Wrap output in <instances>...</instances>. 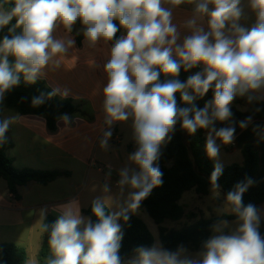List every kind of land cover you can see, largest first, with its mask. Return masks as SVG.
<instances>
[{"label":"clouds","instance_id":"clouds-1","mask_svg":"<svg viewBox=\"0 0 264 264\" xmlns=\"http://www.w3.org/2000/svg\"><path fill=\"white\" fill-rule=\"evenodd\" d=\"M184 4L191 6V15L181 26L173 22V13ZM247 9L255 19L246 26L241 23L248 18L244 0H0V30L15 19L8 34L0 38V102L18 86L21 75L25 82L35 83L45 77L46 69L59 68V57H68L75 48L71 34L79 23L78 34L87 47L101 41L110 45L102 66L107 130L101 147L107 149L115 122L132 121L136 149L118 173L121 191L131 189L124 204L109 211L111 198L97 197L91 204L95 222L82 216L77 200L60 206L55 222L44 224L50 251L45 264H123L119 251L124 234L119 221H127L128 213L163 184L158 163L161 148L171 141L178 123L189 135L208 130L205 151L217 161L210 182L219 189L223 165L217 140L231 144L235 127L217 128L216 123L231 119L230 106L237 95H247L251 102L256 99L252 93H264V0H247ZM181 28L187 34L182 36ZM58 30L63 35L57 36ZM198 66L202 71L186 81L178 79L181 69L187 72ZM161 75L171 78L161 81ZM210 90L212 99L203 108L196 106L195 100ZM177 93L185 107L178 104ZM43 102V96L32 100L34 106ZM17 118L0 121V144ZM61 119L70 121L67 115ZM246 126L247 121L240 122V127ZM253 183L248 177L226 194L225 203L236 217L235 228L228 220L218 219L212 226L214 234L195 253L183 244L170 250L157 242L137 247L127 264H264L259 211L243 203ZM103 191L110 189L105 185ZM216 211L223 215L222 208Z\"/></svg>","mask_w":264,"mask_h":264},{"label":"trees","instance_id":"trees-1","mask_svg":"<svg viewBox=\"0 0 264 264\" xmlns=\"http://www.w3.org/2000/svg\"><path fill=\"white\" fill-rule=\"evenodd\" d=\"M7 6V5H6ZM15 24V19L0 30V38L8 34V29ZM79 23L74 27L73 35L77 46L82 45L84 37L80 32ZM19 31V29H17ZM123 34V30L117 35ZM10 63L14 58L9 57ZM202 71L196 67L185 72L181 69L178 79L186 81L195 72ZM161 75V81L170 79ZM53 90L44 79H38L35 83L25 82L20 76L18 86L5 93L4 99L0 102V121H3L2 113L5 108L14 110L18 115H33L43 118L48 131H57V123L61 117L67 115L72 121L73 118L81 116L93 120L92 111L88 103L84 100H75L70 97H61L58 94L49 95ZM251 102L247 95L239 96L231 104L233 116L229 121L217 122L216 127H235L234 142L238 150L241 151L244 161L242 164H232L223 166V173L219 177L218 184L226 195L234 186L246 178L250 177L254 183L243 195V203L255 205L259 210L264 203V100L256 96ZM43 96L44 102L38 106L32 104L34 97ZM213 93L210 90L203 98L195 100L196 106L203 108L207 101L212 99ZM177 101L181 107H185L180 102L179 93ZM239 106H244L241 110ZM250 118V119H249ZM241 121H247L246 127H240ZM207 129H198L194 135H189L178 123L172 139L161 148V157L158 161L163 172V184L153 188L147 198L141 201L140 209L145 211L158 227L161 245L170 250H175L179 245L189 246L194 251H199L204 241L213 233L212 226L218 219L235 220L234 215H222L210 219L201 218L190 226L181 229L167 228V221L178 222L185 217V210L179 203L182 196L187 191H195L201 197L207 196L210 191V176L216 160L209 159L205 154V134ZM135 144V143H134ZM13 142L9 138V130L5 134V140L0 144V178L6 184L9 192L13 194L15 200L21 198L19 187H25L32 182L41 185H48L68 173L60 171H45L35 169H17L7 152L13 148ZM130 148L128 151H131ZM110 211V209H108ZM84 213L95 222V217L91 212V205L84 210ZM129 219H121L123 239L119 255L122 261L129 259L135 254V249L139 246L151 247L154 245V237L146 223L138 216L128 213ZM56 218L48 216L42 224L43 244L38 252L39 264H45L46 258L50 255L48 247V233L44 229V224L51 225ZM262 236L264 230L259 229ZM28 254L24 247L13 243H3L0 245V264H27Z\"/></svg>","mask_w":264,"mask_h":264},{"label":"crops","instance_id":"crops-1","mask_svg":"<svg viewBox=\"0 0 264 264\" xmlns=\"http://www.w3.org/2000/svg\"><path fill=\"white\" fill-rule=\"evenodd\" d=\"M244 3L248 18L241 23L247 26L254 22L255 17L247 9V0H244ZM190 15L191 6L180 5L173 13V22L182 26L183 21ZM181 33L183 36L187 31L181 28ZM56 35H63V31L58 30ZM71 35L75 39L73 33ZM109 47L110 45L101 41L96 47L90 48L83 40L82 45L77 46L78 52L70 50L68 57L61 55V66L55 70L46 69L45 77L41 78L53 91L59 90L57 94L61 97L86 101L92 111L93 120L78 116L65 123L62 119L57 123V131L52 133L48 131L43 118L33 115L20 116L12 109L10 110L14 112H7V108L3 110V120L18 116L17 121L8 128L9 138L14 146L7 154L13 159L14 166L19 170L60 171L67 172L68 175L48 185L32 182L25 187H19L21 198L18 200H15L6 182L0 178V245L13 243L27 249V253L32 251L38 255L43 244L42 224L48 216L57 219L60 206L77 200L82 216L88 217L84 210L97 197L111 198L113 203L110 211H117V206L123 205L127 199L131 189L125 187L121 191L118 186V173L128 163L127 158L111 157L108 147L100 148L103 132L107 129L103 111V87L106 77L102 66L106 62ZM198 67L202 69V66ZM65 90L67 95H63ZM253 94L264 100V93ZM119 123L113 124L116 132ZM114 141L117 142V138ZM91 159L101 166L96 173L93 169H88ZM111 179L113 182H110ZM99 183L102 186L110 183L114 185L105 193L97 188ZM136 212L137 210L129 213Z\"/></svg>","mask_w":264,"mask_h":264},{"label":"rangeland","instance_id":"rangeland-1","mask_svg":"<svg viewBox=\"0 0 264 264\" xmlns=\"http://www.w3.org/2000/svg\"><path fill=\"white\" fill-rule=\"evenodd\" d=\"M74 52L77 51V45L75 43V48L71 49ZM241 110H245L244 106H239ZM7 112H14L10 109H7ZM132 121L129 119L126 122H120L118 125V131L116 132L114 127L112 126L111 132L112 135L110 139L108 140V148H109V155L111 157L114 156H120V157H128V150L132 148V150L135 151L136 145L134 144L132 140ZM107 130V129H106ZM208 134V133H207ZM207 134H205V138L207 137ZM117 138V142L114 141V139ZM206 143V142H205ZM217 144L219 145L220 151H219V157L218 160L223 166H228L232 164H242L244 161L243 155H241V151L238 150L235 146L228 144L224 145L221 143V141L217 140ZM100 148L101 145H100ZM205 151V147H204ZM132 153V152H131ZM205 154L206 151H205ZM217 162V161H216ZM101 167L98 164H95L93 167H89L88 169H93L94 173H96L97 169ZM99 177L98 179H102V177ZM111 177V176H110ZM113 178V177H111ZM114 179V178H113ZM113 179L110 182H113ZM115 181V180H114ZM2 182H4L2 180ZM5 184V182H4ZM113 183L108 184L107 186L110 188L113 187ZM103 187L101 183L97 185V188H100L103 190ZM225 197L226 195L222 191L221 187L219 189H215L214 185L210 186V191L207 196H199L195 193V191H187L183 194L181 201L179 202L184 210H185V217L178 221V222H171L167 221L166 226L167 228L171 229H181L183 227H188L192 224H194L196 221H198L201 218L204 219H210L213 217H220L216 211V209L222 208L223 215H230L231 214V205L225 203ZM259 215H260V227L259 229L264 230V203L259 208ZM141 218L149 228L150 232L152 233L154 237V244L159 242L161 244L160 238H159V231L157 225L154 223V221L149 217V215L143 211L142 209L138 208L136 214H134ZM236 220V219H235ZM235 220H229V224L231 228H235L236 224L234 223ZM227 231V229H226ZM214 233H212L213 235ZM211 235V236H212ZM264 237V236H262ZM187 247L191 252L195 253L197 251L192 250L189 246ZM25 249V248H24ZM27 250V249H26ZM28 254V263L29 261H34L36 264H39L38 255L33 253L32 251ZM133 256H131L129 259L123 261V264H127L129 260H131Z\"/></svg>","mask_w":264,"mask_h":264},{"label":"built area","instance_id":"built-area-1","mask_svg":"<svg viewBox=\"0 0 264 264\" xmlns=\"http://www.w3.org/2000/svg\"><path fill=\"white\" fill-rule=\"evenodd\" d=\"M231 145L235 146V142L233 141V142L231 143ZM235 147H236V146H235ZM94 165H95L94 160H93V159L89 160V162H88V166H89V167H93ZM108 178H109V176H108ZM111 180H112V179H111Z\"/></svg>","mask_w":264,"mask_h":264}]
</instances>
